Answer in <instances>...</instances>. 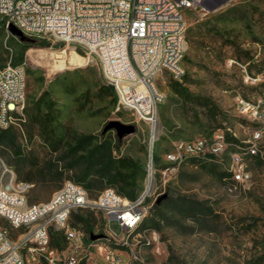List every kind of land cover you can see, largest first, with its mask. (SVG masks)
Returning a JSON list of instances; mask_svg holds the SVG:
<instances>
[{
	"label": "rangeland",
	"instance_id": "374dc122",
	"mask_svg": "<svg viewBox=\"0 0 264 264\" xmlns=\"http://www.w3.org/2000/svg\"><path fill=\"white\" fill-rule=\"evenodd\" d=\"M221 12H225L223 16L214 17ZM185 20L186 50L181 61L184 75L177 80L165 72L156 79V86L163 94L153 150L158 158L155 192L158 194L155 198L151 196L148 203L153 205L157 198L165 195L175 202L186 199L199 211L185 216L167 204L162 215L154 213L151 205L141 225H149L154 220L156 225L152 227L161 233L163 244L159 253H142L140 264H264V136L257 143L259 156L245 159L251 173L249 187L230 178L227 153L221 163L187 159L164 186L158 181L159 170L165 164L163 155L174 140L208 139L218 129L230 142L246 145L250 139L256 125L238 112L235 98H252L264 90V82L257 87L245 83L241 67L249 74L264 70V0H225L214 11L188 10ZM20 42L0 27V56L4 65L13 61L16 52L21 50ZM50 44V47L35 49V60L28 57V50L23 56L25 106H31L42 95V115L34 120L33 114H25L20 127H13L15 139L0 143V158L16 179L34 182L39 175L33 170L46 163L58 170L62 168L61 151L52 148V136L46 139L48 129L54 135L65 132L99 135L110 120L135 126L133 133L120 140L119 154L145 165L148 158L146 123L136 122L128 112H113L115 101L111 100L94 60L86 64L85 59L76 60L73 66L63 70L53 68L52 52L64 51L70 56L71 48L59 41H50ZM229 59L241 66H228ZM106 136L114 140L115 130L108 131ZM17 151L20 155H16ZM71 175L65 171L62 181L56 178L58 175H52L45 186L33 183L28 203L48 201L64 181L71 180ZM98 193L89 194V199H95ZM77 213L92 214L93 233L105 235L106 222L100 211L85 206ZM68 225L87 235L83 225L75 223L72 217ZM0 227L15 241L24 233V229H11L2 216ZM108 232L119 235L121 227L111 220ZM57 243L64 248L65 241L60 234ZM95 243L113 246L112 240L102 237ZM91 252L88 264H101L94 247Z\"/></svg>",
	"mask_w": 264,
	"mask_h": 264
},
{
	"label": "built area",
	"instance_id": "2783aa9c",
	"mask_svg": "<svg viewBox=\"0 0 264 264\" xmlns=\"http://www.w3.org/2000/svg\"><path fill=\"white\" fill-rule=\"evenodd\" d=\"M218 1L0 0V22L7 32L13 25L30 39L64 42L77 54H84L85 64L94 60L102 82L114 90L113 112H128L133 120L143 121L148 127L145 175L142 189L133 199L106 187L90 200L81 185L66 180L48 201L29 204L28 193L33 183L17 180L0 158V216L11 229H24L15 241L0 227V264H88L93 247L101 264H140L142 253L154 255L161 251L159 230L141 226L152 205L149 198L158 194L153 150L163 94L156 79L165 72L177 80L183 77L186 11L205 9ZM25 65L9 60L0 67V129L20 127L24 120ZM227 65L241 66L233 59ZM241 67L245 83L257 87L264 82V70L249 74ZM235 103L238 112L256 125L247 144L228 141L220 129L208 139L174 140L163 155L165 164L159 170V184L164 186L187 159L221 163L227 153L230 178L249 187L251 173L245 159L259 156L257 143L264 136V90L252 98L236 96ZM85 206L103 214L107 232L102 238L112 240L113 246L95 243L100 238L86 240L82 230L68 225L71 213ZM111 220L121 227L119 235L108 232ZM53 231L61 232L64 248L51 246Z\"/></svg>",
	"mask_w": 264,
	"mask_h": 264
},
{
	"label": "trees",
	"instance_id": "16d2710c",
	"mask_svg": "<svg viewBox=\"0 0 264 264\" xmlns=\"http://www.w3.org/2000/svg\"><path fill=\"white\" fill-rule=\"evenodd\" d=\"M225 12L217 14L221 17ZM0 27H3L0 22ZM21 50L16 52L15 58L11 61L13 64L22 63L24 52L29 48H46L50 47V41L45 39H30L27 42H20ZM1 55V53H0ZM2 59L0 56V67H2ZM109 95L112 101H115V93L111 86L106 85ZM182 92L186 93L185 89ZM40 95L31 106L25 108V114L31 116L33 119L38 120L42 115L43 99ZM47 124V128H49ZM47 132V140L49 137H53L51 140L52 148L61 151V159L64 164L60 170L58 168L51 167L48 163L35 168L33 171L39 175V177L31 182L34 185L45 186L47 182L53 178L52 175H58L56 177L59 181L64 178V172H71L69 176L74 183L81 185L89 194H93L96 191L103 190L106 187L114 188L120 195L129 199L135 198L142 189V183L145 175V165L129 156H122L119 154L120 140L115 136L114 140L107 137V132L110 130L102 131L99 135L92 133H79V132H65L60 135ZM15 139L13 127L7 129H0V143L7 140L9 142ZM116 153V154H114ZM16 155H20L17 151ZM157 161L158 158L153 155ZM192 160H196L191 158ZM60 188V187H59ZM98 193V194H99ZM171 205L174 209L177 208L183 215H194L198 213V209L195 208L193 203L186 199H179L178 202L173 201L169 197H162L159 201L157 199L152 205V211L157 214H162V209L165 205ZM75 223L83 225V229L87 233L86 240L90 239V235L93 233V224L91 222L92 214L83 216L78 214L77 211L72 212L71 216ZM156 225L154 220L150 221L149 225H141L142 227H152ZM61 235V232L53 231L51 233V246L58 249H62V245L57 243V236Z\"/></svg>",
	"mask_w": 264,
	"mask_h": 264
},
{
	"label": "water",
	"instance_id": "95a60500",
	"mask_svg": "<svg viewBox=\"0 0 264 264\" xmlns=\"http://www.w3.org/2000/svg\"><path fill=\"white\" fill-rule=\"evenodd\" d=\"M225 0H219L218 2L212 4V5H207L204 8L207 11H214L217 9V7L219 5H221ZM8 31L11 35H13L14 37H17L21 42H27L30 41V38L24 36L16 27H14L13 25H10L8 28ZM135 126L133 124H125L122 123L118 120H110L107 122V124L103 127L102 131L105 130H115L116 132V136L118 137L119 140H121L125 135L127 134H131L134 132ZM165 195L160 196L159 198H157V201H159L162 197H164ZM103 234H94L92 233L90 235V239L91 240H95L98 238L103 237Z\"/></svg>",
	"mask_w": 264,
	"mask_h": 264
},
{
	"label": "bare ground",
	"instance_id": "6f19581e",
	"mask_svg": "<svg viewBox=\"0 0 264 264\" xmlns=\"http://www.w3.org/2000/svg\"><path fill=\"white\" fill-rule=\"evenodd\" d=\"M35 49H37V48H29L28 49V53L27 54H28V57L31 60H35V51H36ZM68 52H69L70 56L65 54L64 51H59V52L54 51V52H52V55L55 58L54 62L52 61L53 62V68H56L57 70H63L65 68H69V67L73 66L74 61L85 59L82 56H80L79 54H77L76 52H74L73 50H69ZM48 54H49V52H48ZM41 56H43V55H41ZM70 57H72L73 60L70 59ZM39 63H41V62L39 61Z\"/></svg>",
	"mask_w": 264,
	"mask_h": 264
}]
</instances>
